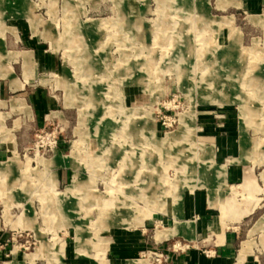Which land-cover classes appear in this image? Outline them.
<instances>
[{
    "label": "rangeland",
    "instance_id": "rangeland-1",
    "mask_svg": "<svg viewBox=\"0 0 264 264\" xmlns=\"http://www.w3.org/2000/svg\"><path fill=\"white\" fill-rule=\"evenodd\" d=\"M13 58L0 75V264H183L195 244L170 234L194 240L195 222L178 208L217 174L230 206L217 220L238 222L239 252L264 264V0H0V63ZM39 89L44 122L12 114ZM228 136L252 154L255 194L226 184Z\"/></svg>",
    "mask_w": 264,
    "mask_h": 264
},
{
    "label": "crops",
    "instance_id": "crops-1",
    "mask_svg": "<svg viewBox=\"0 0 264 264\" xmlns=\"http://www.w3.org/2000/svg\"><path fill=\"white\" fill-rule=\"evenodd\" d=\"M16 37L19 38L17 31ZM8 52L15 53L25 51L7 50L6 53ZM17 58H13L10 61H3L0 63L1 76H12L13 67L10 64L11 61H17L15 60ZM24 66L26 68L25 82H27L26 76L27 73H32L33 61L31 63V66H26L25 63ZM25 82L20 83L19 81H14L13 79L14 85L12 84V86L14 90L23 89ZM19 84H23V87L16 89V86ZM19 100L20 104L22 103L23 105V103H26L29 106V113L17 112V102ZM0 102H4L6 106L5 100L0 99ZM50 103V97L46 94L43 89H39L28 93L27 95H25V97L13 98L11 100V106L13 107L14 105H16L15 112L1 113H22L30 117L35 116L38 121L42 123L46 119L44 113L46 112V109L49 107ZM260 143L262 144L261 141L258 144ZM218 144L220 146L221 160L225 161L223 164H221V166H225L227 186L240 185L238 188L232 190H234V193L236 194H241L245 189H248L253 183L255 189L251 193L255 194L257 192L256 188L258 190L260 189V184L257 175L254 173L253 166L247 168L248 164L245 161H254L245 159V156H252L251 152H247V145L242 143V139H240L239 142L238 136L221 137L218 140ZM244 150L245 154H242V151ZM263 172H261L260 174L261 179H263ZM217 177L218 174L215 178L210 177L206 181V183L209 185V188L207 186L198 187L194 190L190 202L185 203L178 208L177 218L180 221L191 218L193 216V220L195 222L194 240L192 231L189 229L186 230L185 234L184 232H179L176 235L171 236V238L174 236H180L183 238V240L195 244L192 246L193 250L181 256V260H183L182 263L187 264L190 262L191 264H258V260L252 257L253 253L248 254L243 261L239 260V242L241 241V234L238 229L240 228V226L234 224L238 222L230 223L227 225V227H224L225 224L217 220V217L221 215L220 210L224 212L225 218L229 219L228 212L230 207L228 204H225V201L223 204V200L221 202L219 198H217V194L215 193L214 189L210 187L215 186L217 184ZM238 182L241 183L239 184ZM227 189L228 188H226V190ZM223 192L221 193V195H225L227 199H230L229 196L231 194L226 193V191L225 193ZM204 242H206V244H203V246H206L207 248L201 251L197 250L199 249V246H201L200 243Z\"/></svg>",
    "mask_w": 264,
    "mask_h": 264
},
{
    "label": "bare ground",
    "instance_id": "bare-ground-1",
    "mask_svg": "<svg viewBox=\"0 0 264 264\" xmlns=\"http://www.w3.org/2000/svg\"><path fill=\"white\" fill-rule=\"evenodd\" d=\"M83 29V28H82ZM85 29V28H84ZM87 32V31H86ZM85 32V33H86ZM99 68V67H98ZM86 69V68H85ZM216 82V81H215ZM135 83V82H134ZM137 83V82H136ZM133 84V83H132ZM218 91V90H217ZM87 95V94H86ZM21 106H22V103H21ZM138 129V128H137ZM157 140V139H156ZM126 177V176H125ZM140 185V184H139ZM144 185V184H143ZM133 191V190H132ZM136 191V190H135ZM141 192H139V194H140ZM113 217V216H112ZM117 217V216H116ZM119 217V216H118ZM118 219V218H117ZM116 219V220H117ZM120 220V219H119ZM110 221V220H109ZM112 224V223H111ZM178 233V231H174L172 234H170V236H173V235H176ZM187 235V234H186ZM190 238V237H189ZM246 254H247V251H246V249L244 248L243 250H241L240 252H239V260L240 261H243L244 259H245V257H246ZM17 255V254H16ZM13 256H14V254H13Z\"/></svg>",
    "mask_w": 264,
    "mask_h": 264
},
{
    "label": "built area",
    "instance_id": "built-area-1",
    "mask_svg": "<svg viewBox=\"0 0 264 264\" xmlns=\"http://www.w3.org/2000/svg\"><path fill=\"white\" fill-rule=\"evenodd\" d=\"M160 262V259H157Z\"/></svg>",
    "mask_w": 264,
    "mask_h": 264
}]
</instances>
